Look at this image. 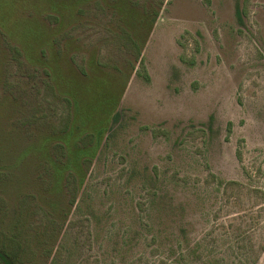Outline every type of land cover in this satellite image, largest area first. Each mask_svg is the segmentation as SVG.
Instances as JSON below:
<instances>
[{"label": "rangeland", "instance_id": "374dc122", "mask_svg": "<svg viewBox=\"0 0 264 264\" xmlns=\"http://www.w3.org/2000/svg\"><path fill=\"white\" fill-rule=\"evenodd\" d=\"M3 250L264 264V0H0Z\"/></svg>", "mask_w": 264, "mask_h": 264}, {"label": "trees", "instance_id": "16d2710c", "mask_svg": "<svg viewBox=\"0 0 264 264\" xmlns=\"http://www.w3.org/2000/svg\"><path fill=\"white\" fill-rule=\"evenodd\" d=\"M238 14L239 16H241V13L242 11L240 9H238ZM117 119V117H116ZM85 137H94V134H89V135H85ZM41 149V148H40ZM30 150H32L30 148ZM29 153V152H27ZM18 159H23L25 158V156H21V155H18L17 156ZM68 157V156H67ZM29 158V157H28ZM71 155L67 158L66 161H58V160H55V162H53V164L49 165V166H45V168L49 169V172H52L53 174H59V172H66L67 173V179L69 180V177H74L75 178V169H74V166L75 164L80 166L82 163L78 162L77 163H74L72 160H71ZM84 166V165H82ZM87 166V165H86ZM76 179V178H75ZM73 182H69L67 181V185L66 186H71ZM48 184H50L48 182ZM51 188H53V183H51ZM77 198L74 199V203L76 202ZM54 210L55 208L53 206H51ZM50 216H53V215H50ZM58 252V248H57V251L55 252V254H57ZM10 252L8 251H1L0 252V256H2V258L4 259L5 261V264H19L16 259H14L15 257H11V253L9 254ZM59 253V252H58ZM9 254V255H8ZM9 256V257H8Z\"/></svg>", "mask_w": 264, "mask_h": 264}]
</instances>
